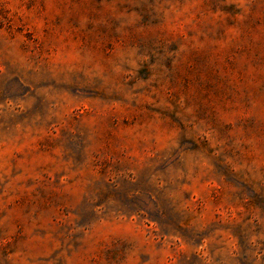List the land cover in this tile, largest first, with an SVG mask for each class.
Returning <instances> with one entry per match:
<instances>
[{
  "label": "rangeland",
  "instance_id": "rangeland-1",
  "mask_svg": "<svg viewBox=\"0 0 264 264\" xmlns=\"http://www.w3.org/2000/svg\"><path fill=\"white\" fill-rule=\"evenodd\" d=\"M0 264H264V0H0Z\"/></svg>",
  "mask_w": 264,
  "mask_h": 264
}]
</instances>
